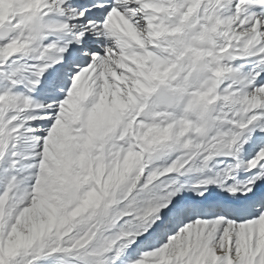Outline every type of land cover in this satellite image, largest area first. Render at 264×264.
<instances>
[{
	"label": "snow or ice",
	"instance_id": "snow-or-ice-1",
	"mask_svg": "<svg viewBox=\"0 0 264 264\" xmlns=\"http://www.w3.org/2000/svg\"><path fill=\"white\" fill-rule=\"evenodd\" d=\"M0 264H264V0H0Z\"/></svg>",
	"mask_w": 264,
	"mask_h": 264
}]
</instances>
